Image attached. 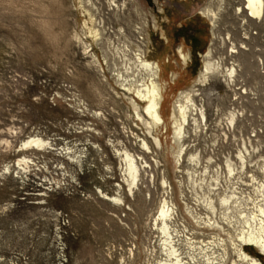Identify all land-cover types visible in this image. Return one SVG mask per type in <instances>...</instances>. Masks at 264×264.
<instances>
[{
	"label": "rangeland",
	"instance_id": "rangeland-1",
	"mask_svg": "<svg viewBox=\"0 0 264 264\" xmlns=\"http://www.w3.org/2000/svg\"><path fill=\"white\" fill-rule=\"evenodd\" d=\"M127 1L125 13H114L105 0H100L101 16L112 30L110 33L106 28V35L120 46L124 42L132 49L129 55L134 56L133 49L140 44L137 29L142 26L144 43L140 45L147 50L146 58L159 63L163 79L170 80L169 74L175 73L166 87L162 114L166 117L173 99L192 87L207 116V103L220 102L224 84L228 85L218 77L204 86L194 82L203 64L201 54L212 39L209 20L197 12L206 0ZM87 17L79 0H0V143L9 139L8 128L14 127L21 130L17 142L13 141L15 147L31 133H39L53 144L47 149L8 151L0 145V264H123L121 257L127 264H145L144 248L157 247L156 232L149 229V223L162 196L161 168H154L147 184L143 174L145 179L139 181L132 197L122 180L119 157L107 143L121 140L138 153L141 144L137 136L146 137V130L115 81L113 59L103 48L105 44L85 38L83 21ZM220 21L226 26L221 28L222 34L232 30L236 35V22L230 13ZM84 42L89 45L87 49ZM180 45L189 53L185 65L177 53ZM92 53L103 69L95 66ZM213 54L225 51L214 49ZM239 60L247 83L257 92V99L247 101L264 104V80L255 70L256 57L245 51ZM117 61L118 68H123L121 60ZM68 91H75L87 103L84 113L73 108L75 101L64 99L71 97ZM95 112L102 116H95ZM190 138L184 142L191 152ZM161 139L163 150L146 156L148 160L154 156L165 165L172 197L184 214L182 190L186 198L192 197L184 173L190 165L182 162L177 171L170 153V131L161 132ZM95 144L101 146L102 154ZM75 146L82 152L80 162L69 158ZM24 153L35 163L29 164V171L18 173L16 163ZM183 177L185 183L180 186L176 179ZM118 183L124 184L119 190L127 202L122 208L99 197V190L117 192ZM128 204L132 210L126 209ZM120 214L126 226L114 216ZM185 219L189 226L195 225L188 216ZM246 251L264 264V254L259 250Z\"/></svg>",
	"mask_w": 264,
	"mask_h": 264
},
{
	"label": "bare ground",
	"instance_id": "bare-ground-1",
	"mask_svg": "<svg viewBox=\"0 0 264 264\" xmlns=\"http://www.w3.org/2000/svg\"><path fill=\"white\" fill-rule=\"evenodd\" d=\"M79 2H81L88 16L83 21L85 38H91L96 43L102 42L103 45H106L103 48L110 52L109 55L111 54L113 59L115 81L121 87L123 96L131 104L135 118L141 122L146 130V137L137 136L141 144L138 153L132 152L121 140L116 141L117 143L113 141L107 143V145L112 146L113 153L119 157L122 180L129 188L132 197L135 194L134 189L139 186V181L145 179L143 174L147 175L146 181L143 182L147 184L154 168H161L162 196L157 203L156 212L150 216L149 223V229L156 232L158 244L157 247L147 246L144 248V250L146 249L144 263L262 264L257 257L248 253L246 248H256L264 254V156L258 154V168L263 177L259 178L256 173L251 172L253 190L248 193L242 192L239 187L240 181H245L244 177L249 172L245 169L252 162L253 151H256L251 142L249 144L252 148L243 138V147L239 145L240 148L235 155L224 152L222 158L219 154L204 155L203 150L205 148L193 143L196 141L195 136L199 132L202 134L207 123L204 106L198 105L194 96L196 93L194 88L181 91L177 100L173 99L170 103L168 114L165 117L162 114V108L166 98V87L171 80L175 79V73L169 74L170 80L163 79L159 63L146 58L147 50L140 45L144 43V37L141 36L144 28L138 27L137 32L140 35L136 41L140 44L136 45V50L133 49L134 56H132L133 54L130 56L131 48L129 49L122 41L123 46L115 44L114 38L106 35V28L108 29V27H106L105 19L101 16L103 8L100 0H87V3L86 1L84 3V0H79ZM105 2L114 13L124 12L127 9V0H105ZM246 3L251 16L257 18L262 16L264 0H246ZM205 13L212 17L216 16L209 6ZM108 31L112 32L111 29ZM120 32L125 39L129 40L130 37L124 31ZM84 44V49H87L89 45L86 42ZM214 49L212 45H209L207 50L201 54L203 64L194 82H197L199 86H204L209 83L212 77H218L229 86L233 94L238 95L235 90L238 81L241 80L238 66L240 69L242 67L239 58H236L239 47L233 42L228 52L218 54V56L213 54ZM177 53L183 62L182 64H187L189 53L185 52L181 45L177 48ZM105 54L108 57V52ZM91 57L95 59V66L103 69L102 63L94 53L91 54ZM227 57H231V64ZM118 59L123 63V68H118L120 64H118ZM64 99L67 100L66 97ZM67 101H75L72 106L81 114L88 109L87 103L76 96V93H73ZM239 113L242 115L243 111L239 112V110L235 111L234 109L228 111L226 116L228 122L226 123L229 129L230 125L235 128L234 120L239 116ZM94 115L102 116V113L95 112ZM91 130L94 129L89 128V131ZM162 130L164 132L169 130L171 133L173 141L170 153L173 165L178 167L176 170H180L179 167L182 162L187 161L190 165L186 166L184 173L187 176L185 181L188 182L187 186H189L188 189L192 197L191 199L186 198L182 190V211L184 214L181 213V209L172 197V184L164 168L165 165L162 164L161 160L152 156L156 150H163ZM20 132L21 130L14 127L8 128L9 139H4L0 145H3L6 151L14 148L15 150L52 148L51 145L53 144L42 135L40 136L39 133L33 136V133L31 136L29 134L28 138L23 140L22 145L19 144L21 147L19 145L15 147L13 141L17 140ZM189 135H191L190 144L193 149L191 152L188 150L190 147L184 142ZM232 135L237 140L238 134L234 132ZM261 143V141L258 143L257 150L262 147ZM94 148H97L102 154V148L99 144H95ZM71 151L72 154L69 155V158L72 161L80 162L82 152L76 146ZM147 154H152V159L148 160ZM33 163L35 161L24 153L16 163L19 169L17 172L29 171L30 165ZM60 164L64 165L63 162ZM6 169L10 171V167L7 166ZM65 169L66 166L62 170L65 171ZM176 180L180 186L185 183L184 177ZM123 183L117 184L118 191L116 190L117 192L113 194L99 190V197L104 201H113L119 208L126 206L125 197L119 190L124 186ZM126 209L132 210L131 205L128 204ZM114 216L117 217L120 224L126 226L122 214ZM185 216H188L195 225L189 226ZM206 230H211L212 233L205 234L204 231ZM130 253L134 255L131 249ZM132 254L131 256H133ZM121 261L123 264L128 263L125 257H121Z\"/></svg>",
	"mask_w": 264,
	"mask_h": 264
},
{
	"label": "built area",
	"instance_id": "built-area-1",
	"mask_svg": "<svg viewBox=\"0 0 264 264\" xmlns=\"http://www.w3.org/2000/svg\"><path fill=\"white\" fill-rule=\"evenodd\" d=\"M154 1L158 2L159 0ZM204 4L205 5L200 6L197 12L199 15L209 20L212 34L209 45H212V47L216 49V52H221L223 50L228 52L233 42H235L239 47V52L236 53L239 57L236 58L242 57L245 51H250L253 53V57H256L255 70L263 77L262 80H264V12L260 18L251 16L246 0H206ZM208 6L214 11L216 16L212 17L210 14L205 13ZM227 13H230L235 19L236 35L232 30L225 34H222L220 31L221 28L226 27L222 25L220 19ZM213 31L215 36L213 35ZM90 50L92 51V49ZM260 57H262V59H260ZM228 58V62L231 64V57ZM243 66L244 65H242L241 69L238 66V71L243 77L238 81L239 83L235 87L238 94L235 99H233V91L221 82L225 86V93L220 97L221 101H218L215 105H208L206 102L207 123L202 134L196 136V145L205 147L204 155L219 154L222 158L224 153L235 155L240 148L239 145L243 147V138L247 140L250 148H252L249 144L251 142L256 151H253L252 162L248 164V168L245 169L249 171L246 177H244L245 181L241 180L239 185L242 192L248 193L253 190L251 185V172L256 173L257 177H263V174H259L258 154L264 155V104L258 103L257 100L247 101V98L257 99V92L255 88L247 83ZM67 93L72 96V94L76 92L73 91L70 93L68 91ZM76 96L79 95L76 93ZM66 98L68 100L69 97ZM231 100L234 103H231ZM229 109H234L235 111L239 110V112L243 111V114L241 115L239 113V116L234 120L235 128L230 125V129L226 123L228 122L226 116L228 115L227 110ZM220 116H222V120ZM64 121H66V118ZM234 132L238 134L237 140L239 141L234 139L232 135ZM260 141L262 142V147L257 150ZM153 190H155V188L151 189V193H153Z\"/></svg>",
	"mask_w": 264,
	"mask_h": 264
}]
</instances>
